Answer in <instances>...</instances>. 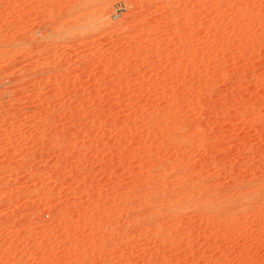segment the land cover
<instances>
[{"label": "rangeland", "instance_id": "1", "mask_svg": "<svg viewBox=\"0 0 264 264\" xmlns=\"http://www.w3.org/2000/svg\"><path fill=\"white\" fill-rule=\"evenodd\" d=\"M0 264H264V0H0Z\"/></svg>", "mask_w": 264, "mask_h": 264}]
</instances>
